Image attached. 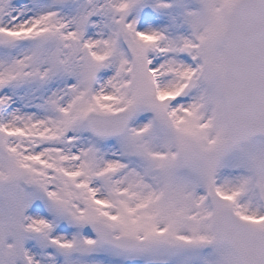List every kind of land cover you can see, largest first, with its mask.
<instances>
[{"label":"rangeland","instance_id":"1","mask_svg":"<svg viewBox=\"0 0 264 264\" xmlns=\"http://www.w3.org/2000/svg\"><path fill=\"white\" fill-rule=\"evenodd\" d=\"M235 2L0 0V264H238L212 241L213 215L231 206L264 228V141L218 154ZM175 59L189 71L167 84L159 70ZM125 107L134 117L120 136L84 123ZM185 147L202 159L184 161ZM108 151L115 163L103 164ZM92 219L145 244L105 247Z\"/></svg>","mask_w":264,"mask_h":264},{"label":"water","instance_id":"2","mask_svg":"<svg viewBox=\"0 0 264 264\" xmlns=\"http://www.w3.org/2000/svg\"><path fill=\"white\" fill-rule=\"evenodd\" d=\"M226 68L223 98L229 137L222 151L247 138H264V0H240L229 13L223 36ZM131 111L114 115L89 113L86 122L101 135L119 134L128 125ZM182 155L197 159L193 150ZM96 238L121 250H135L140 239L114 236L97 221L88 222ZM214 240L227 245L240 264H264V230L240 220L229 207L220 209L213 221Z\"/></svg>","mask_w":264,"mask_h":264},{"label":"bare ground","instance_id":"3","mask_svg":"<svg viewBox=\"0 0 264 264\" xmlns=\"http://www.w3.org/2000/svg\"><path fill=\"white\" fill-rule=\"evenodd\" d=\"M99 50L102 52V54L106 55L107 57H111L113 60H116L117 57L121 54L119 51H115L113 48H111L110 46H102L99 48ZM178 66H174L172 69L166 68V67H162L159 70V73L163 75V77H166L167 79V84L168 82H177L176 78L179 77L180 74H183L185 71H189V67L186 63H184V61H181L180 59H175V61ZM162 70V71H161ZM178 75V77H177ZM175 84V83H173ZM177 85V84H176ZM161 89H168V88H172L173 86L168 85V86H160ZM165 94V93H164ZM182 105L178 104L176 105V107L174 108L175 110L180 108ZM110 150V149H107ZM114 156H113V152L112 151H108L107 154H103L102 156V163H115L114 161Z\"/></svg>","mask_w":264,"mask_h":264}]
</instances>
